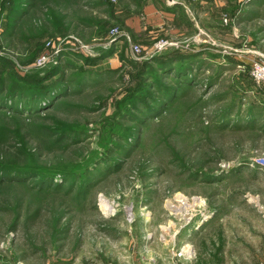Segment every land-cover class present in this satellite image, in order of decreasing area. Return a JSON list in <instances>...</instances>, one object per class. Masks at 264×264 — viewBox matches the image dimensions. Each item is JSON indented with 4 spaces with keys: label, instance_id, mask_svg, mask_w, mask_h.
<instances>
[{
    "label": "rangeland",
    "instance_id": "obj_1",
    "mask_svg": "<svg viewBox=\"0 0 264 264\" xmlns=\"http://www.w3.org/2000/svg\"><path fill=\"white\" fill-rule=\"evenodd\" d=\"M168 1L0 0V264L264 261V0Z\"/></svg>",
    "mask_w": 264,
    "mask_h": 264
},
{
    "label": "crops",
    "instance_id": "obj_2",
    "mask_svg": "<svg viewBox=\"0 0 264 264\" xmlns=\"http://www.w3.org/2000/svg\"><path fill=\"white\" fill-rule=\"evenodd\" d=\"M182 9V8H181ZM149 13L146 14V19L150 24H155L158 28H162L165 23H169L174 20V10L170 9L167 12H160L159 14L156 15V9L151 7L149 9ZM184 11V10H183ZM185 12V11H184ZM185 17V14H184ZM186 18V17H185ZM191 23V22H190ZM182 26H184L185 28L188 27V25L186 24V22L182 21L179 24L176 25V29H179L178 33L182 32ZM193 28H195V26H193ZM197 29V27H196ZM193 33H194V29H193ZM264 87V84H263ZM212 222L209 223V226L207 228V230H210V227ZM206 231L204 232H199L197 235V240L200 241L201 238H204L207 234H205ZM197 241V242H198ZM193 244H196V241H194ZM194 258L191 259V261H187V264H227L226 261L224 260L226 256L225 251L222 253H218L217 255L214 253V249L212 248H196L194 247ZM223 257V259H221ZM259 264H264V261H262V263Z\"/></svg>",
    "mask_w": 264,
    "mask_h": 264
},
{
    "label": "built area",
    "instance_id": "obj_3",
    "mask_svg": "<svg viewBox=\"0 0 264 264\" xmlns=\"http://www.w3.org/2000/svg\"><path fill=\"white\" fill-rule=\"evenodd\" d=\"M190 1H197L200 3H209V2H214L215 0H190ZM168 4H175L172 0H169L167 2ZM182 3V2H180ZM177 4V3H176ZM175 46L172 43H166V42H159L156 43L155 49L157 50H162L165 47H171ZM57 54V50L51 49L50 53H43L40 55V57L36 61V67L37 68H42L44 67L47 63L51 61V59H55ZM52 62V61H51ZM250 78L252 82L256 85H260L264 82V67L253 64L252 63V69L251 72L249 73ZM254 164L256 167H258L260 170L264 171V157H260L254 161ZM190 248L187 245H184L182 248H180L177 253L175 254L177 258H182L184 260H189L193 257V253L189 251Z\"/></svg>",
    "mask_w": 264,
    "mask_h": 264
},
{
    "label": "trees",
    "instance_id": "obj_4",
    "mask_svg": "<svg viewBox=\"0 0 264 264\" xmlns=\"http://www.w3.org/2000/svg\"><path fill=\"white\" fill-rule=\"evenodd\" d=\"M190 58V55H179L178 57L176 56L175 59L171 58V56H168V57H165V58H161V59H158L159 61H157V64L161 67H163L164 65H167L170 66V63H183V62H188ZM180 65V64H179ZM175 69H178V67H176ZM175 69H172L174 71H176ZM164 73H165V69H164ZM10 169V170H18L19 171V168H13L11 166H2V164H0V169ZM2 171V170H0ZM6 176L8 177H3L0 179L2 180L1 182H18V180H15V179H12L13 177L12 176H18L17 173H9V172H4L2 171Z\"/></svg>",
    "mask_w": 264,
    "mask_h": 264
},
{
    "label": "bare ground",
    "instance_id": "obj_5",
    "mask_svg": "<svg viewBox=\"0 0 264 264\" xmlns=\"http://www.w3.org/2000/svg\"><path fill=\"white\" fill-rule=\"evenodd\" d=\"M106 205H104V209H105Z\"/></svg>",
    "mask_w": 264,
    "mask_h": 264
}]
</instances>
